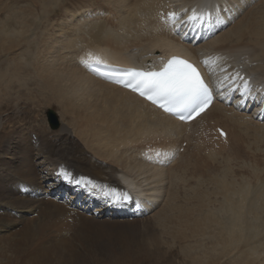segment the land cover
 Here are the masks:
<instances>
[{
  "label": "bare ground",
  "instance_id": "6f19581e",
  "mask_svg": "<svg viewBox=\"0 0 264 264\" xmlns=\"http://www.w3.org/2000/svg\"><path fill=\"white\" fill-rule=\"evenodd\" d=\"M23 1L26 0H0V16L4 15L0 17V54L5 55V60L0 62V85L8 87L13 82H18L19 86L28 89L32 85L34 89L31 88V93L28 94L46 97L47 100L42 101L45 105L57 103L61 109V117L67 119V126L74 127L85 147L73 139L66 126L58 131L45 128L37 134L36 157H45V160L53 158L51 161L57 165L51 168L59 173L57 179H54L55 184L49 186V191L58 194L65 192L59 190L64 184L67 185L64 187L67 190L71 188L67 202L69 205H63L58 201L42 200L36 193L42 188L28 152L33 148L32 135H29V143L22 146L21 141L24 142L25 139L20 140V136L11 134V149L14 150L10 153V159L14 162L2 163L4 168L0 172L2 180H10L11 186L6 188L0 183V202L5 209L9 205L16 211L20 210V213L11 212L9 218L0 215L1 230L8 227V221L14 220L20 224L28 220L22 228L26 239L40 240L43 238V227L52 224L44 221L42 224L41 217L45 220L47 216L59 214L58 220H63H60L62 227V224L67 223V215H73L76 217V222L73 223L76 225L73 226L82 231L88 228L89 222L100 219L108 223L109 220L126 216V210H129L125 208L127 202L116 198L124 192V187L117 178L118 166L123 179L129 184L132 180L127 178V174L134 169L138 171L135 176L139 179L147 170L151 172H147L149 175L145 179H153L155 190L152 195L155 198L149 197L148 200L145 195L142 198L143 202L148 203H144V207L153 213L142 223H146L145 228L150 234L152 230L161 228L164 235L171 237L176 244L174 254H180L181 259H184L182 261L187 258L186 264H264V177L253 171L251 177L257 182H240L234 176L231 178V174H235L237 169L229 163L217 162L222 151L218 152L209 145V141H214L209 135L215 132L216 140L224 152L227 149L231 151L234 148L232 144L237 143L240 136L247 135L248 132H251L250 135L256 134L257 129H264V122L259 125L257 122L260 120L253 118L252 114L247 115L227 107L217 98L194 121L182 122L128 89L105 81L81 62L88 52H92L110 63L154 69L162 66L169 57L182 55L199 66L206 80L210 81L208 72L197 58L202 55L203 48L248 47V52L243 51L229 62L237 65L235 70L244 79L242 73L250 76L254 72L257 81L264 82V18L260 20L254 16H245L251 0H236V11L232 9L234 15L229 23L198 47L183 40L182 35L186 32V26L196 30V25L205 24L194 23L188 17L193 12L202 13L206 0H192L191 6L184 11L187 16L183 19L182 26L178 27L180 31L174 24L165 23L160 18L161 14L167 15L172 11L178 13L177 20H180L181 8L173 4L176 0H104L109 6L115 4L120 7L117 10L120 13L116 14L115 11L111 14V8L81 6L70 12L71 18L63 22L59 21L61 15L57 17L64 5L62 0H31L36 3V10L26 4L24 7L17 6ZM14 5L17 6L16 9ZM254 7L248 9L249 12ZM219 9L221 8L217 5L216 12L207 21L209 28L211 25L218 26L222 19L225 20L227 13L216 15ZM93 11L100 18L94 17ZM205 13L210 12L206 9ZM73 18L76 20H72ZM177 20L175 23H178ZM57 24L60 26L56 27ZM226 26H229L227 30ZM63 27H68L66 29L69 30L67 34L64 33L66 35L63 42L54 47L52 41L61 36L58 37L56 33L63 34ZM247 60L254 62L250 69L249 66L245 67ZM2 63L6 66L1 65ZM227 82L228 79L223 80V83ZM21 87L19 92H25ZM252 90H256V86ZM29 98L31 99L30 96ZM218 126L227 130L225 138H221L216 132ZM183 140L190 142L191 146L186 151L181 150L175 158L181 145L179 143ZM18 142L20 145L16 151ZM146 156H152L154 162L147 161ZM168 159L173 160L172 165L162 166L159 160ZM64 173L69 178H65ZM22 178L24 181L19 182ZM16 179L21 186L18 191L12 185L16 183ZM49 179L42 181L45 184ZM164 183L167 186H163ZM179 184L181 188H178ZM140 191L145 193L146 189ZM161 193L165 195L164 198ZM161 197L164 199L161 201L163 205L157 208ZM37 205L40 212L35 214V218L24 215V211L32 213ZM80 206L83 213H73L72 209H80ZM144 210L146 209L139 207L137 211L143 215ZM130 212L134 210L130 208ZM145 216L147 215L142 218ZM56 227L59 228L57 224ZM10 238L3 237L0 241ZM67 245V242H60L46 252L55 256L57 252L64 250L72 255L73 251ZM206 246H210V250ZM202 247L206 249L199 253L198 249ZM163 253L168 259L172 251Z\"/></svg>",
  "mask_w": 264,
  "mask_h": 264
},
{
  "label": "rangeland",
  "instance_id": "374dc122",
  "mask_svg": "<svg viewBox=\"0 0 264 264\" xmlns=\"http://www.w3.org/2000/svg\"><path fill=\"white\" fill-rule=\"evenodd\" d=\"M229 1H231V0H226V4H228ZM234 1H236V0H234ZM254 1L255 0H251L250 2H248V7H247L248 9H250L252 6L253 7L255 6V7L253 9H251L252 11L250 10L251 12H249V10L247 9L245 16L246 17H253L254 16L255 18L261 20L262 18H264V6H263L264 0H256L255 3H254ZM27 2L28 3L30 2V3L28 4ZM103 2H104V0H96V1L95 0H93V1L92 0H86V1L85 0H82V1L81 0H76V1L75 0H65V1L62 0V3L64 4V5H62L63 10L60 9V12L57 13V17H59L61 15L60 16L61 18H59V21L62 20V22H63L65 20H68V18L69 19L71 18L70 12H72L74 9H79L78 7H81V6L92 7V5L98 6V8L101 7V9L102 8L103 9L111 8V12H110L111 14L113 12L115 13V11H116V14H117V12H118V14L120 13L119 11H117L120 8L117 5L111 4L112 6H109L108 4H106L105 2L103 3ZM176 3H178V4H176ZM191 3H192V0H189V1L188 0H176L175 2H173V4L177 8H181V10H184V11L191 6ZM25 4L34 10L37 9L36 3L32 2L31 0L30 1L26 0V1L20 2L19 4H17V6L24 7ZM17 6L14 5V8L16 9ZM258 7L260 10H258ZM255 8H256V10H255ZM235 11H236V9H235ZM248 12H249L250 16L247 14ZM93 13H96V12L93 11ZM185 14H186V12H185ZM179 15L181 16V18L184 17V12L181 11L179 13ZM216 15H217V13H216ZM1 16H4V15H1ZM115 16L116 15H114L113 17L115 18ZM186 16H187V14H186ZM186 16H185V18H186ZM94 17H99L98 13H96V15ZM185 18H183V19H185ZM72 20H76V19L73 18ZM177 22L179 23L180 20H177ZM171 25H172V23H171ZM59 26L57 24L56 27H59ZM66 28H68V27H65V28L63 27V29L65 30V32H64V30L62 31L63 34H61V33L57 34L56 33V35H58V37H59V35H61V36L59 38L53 39L52 42L55 45L54 47H57L58 43H61V41L63 42L64 36L67 34L66 32H68V30H69ZM226 28L228 29L229 26H226L225 29ZM177 29L179 30V28H177ZM225 29H223V30L225 31ZM64 33H66V34H64ZM203 43L204 42L199 43L197 45V47ZM214 48H215V46L210 47L209 49H207V51H212ZM247 48L248 47H241V48L238 47V48H234V49L224 48L222 50L227 52V53H225L226 59L228 58L227 57L228 54L229 55L231 54L230 57L228 58L229 60H231L234 56L241 55L243 53V51L248 52L249 50ZM136 50L137 49H135V51ZM202 50H201V53L203 55L205 48H203ZM0 55H1L0 56V62H2L5 60V59L3 60V58H5V55H3V54H0ZM239 60H242V57H239ZM247 62L248 63L246 64L245 67L248 68V66H249V69L251 68V66L253 67L254 62H252V60H247ZM227 64H228V62H227ZM227 64H225V65L227 66ZM1 65L6 66V64H4V63H2ZM259 71L260 70H258L257 73H259ZM253 74H254V77L256 79V76H255L256 73L253 72ZM209 78L211 79L210 75H209ZM222 78H225V76H222ZM20 87L21 86H19L18 82H13L8 87H5L4 85H0V172L4 168L1 166L2 163L4 165V164H8V163L13 164V162H14L13 159H10L11 158L10 153L12 150H14L13 148L11 149V146H12L11 145L12 143L10 140L12 138L11 134L15 133L14 135H18L17 137L20 136L19 137L20 140H22L23 138L25 139L24 142H23V140L21 141L22 146L29 143V141H30L29 135H32L33 138L31 139V142L33 144V148H31L28 152H29V154H31L30 158L32 159L34 168L36 169L37 174H38L37 180L39 181V183H41L40 186L42 188L41 190H37L36 193H38V195L42 198V200L43 199L44 200H53V201L57 202V200L59 199L57 203L63 202L61 204L69 205L68 203L65 204L66 202H68L67 197H70L69 196L70 194L68 193V191H66L64 196L61 193L60 194L52 193L53 195H55V199H54V197H52L53 195L51 196L52 198L48 197V196L45 197L47 195L46 191L50 190L49 186H52L55 183V181H53V180L49 181L48 180L49 181V182L47 181L48 184L47 183L44 184V182L42 180L46 181L47 178H54L59 173L58 172L55 173L52 170V168L56 167V165H57L56 162L51 161L53 158L49 159V160H45L46 159L45 157L44 158L43 157L42 158L36 157V155H35L36 150L35 149L37 148V146L35 148V142H36V139L38 137L37 134L39 133L40 130H44L45 128L47 130H50V131H58L62 126H66V128L69 129L70 133H72L71 136L73 137V139L78 140L77 143L80 146H83V147H85V146L83 143L80 142L79 137L77 136L76 132L74 131L75 130L74 127L71 125L67 126V124H68L67 119L64 117H61V114H60L61 109L59 108V105L57 103H55V102L51 103L50 102V104L45 105V104H43L42 101L47 100L46 97H43V96L35 97L34 93L31 95L28 94V93H31L29 91L31 88L34 89L32 85L30 86L31 88H29V89L26 88L25 86L21 87L23 90H25V92H23V91L19 92ZM29 96L31 97V99L29 98ZM48 108L52 109L55 112V114L57 115L58 122H57L56 126L55 125L52 126L46 118V111ZM241 111L243 113H246L247 115L252 114V113H250V111L249 112L243 111L242 109H241ZM260 122H257V123L259 125H261L262 122H264V120H260ZM257 130L258 131L256 134L252 133V135H250L251 132H248L247 135H242V137L240 136L238 142L232 144V146H234V148L231 149V151L230 150L228 151V149H227V150H225V152H224V149H222L223 147H221L220 143H218V141L216 140V137L214 138L213 134L211 135L212 137H210V138H212L211 140H214V141L213 142L209 141L210 142L209 145H211L213 148H215L216 151H218V152L222 151V153H220L221 156L219 155L217 162H220L221 164L229 163L234 169H237L235 174L234 173L231 174V178L234 176L233 178L238 180V181L240 180V182L248 180L250 183H253L254 181H256L254 178L251 177V175L253 174V171H255V173H257L258 176L261 174V177H264V175H263L264 174V140H263L264 139V129H257ZM34 133H35V135H33ZM251 136H254V137L252 138ZM258 136L261 138H259ZM222 140L226 141V139H222ZM256 141H258V142H256ZM146 143H147V141L144 142V144H146ZM180 144H181V146H180L178 153L179 152L181 153V150L186 151L185 149H187L188 147L191 146L190 142H187V140H183L182 143H179V145ZM19 145H20V143L18 142V144L16 145L17 146L16 151L19 148ZM261 145H263V146H261ZM217 148H219V149H217ZM135 149H138V148H135ZM227 152H228V154H227ZM178 153H177V155H178ZM222 154H224V155H222ZM177 155H175V158L178 157ZM168 162H169V160L161 163V165L165 166V167L171 166L172 161L170 162L171 164ZM214 162H212V164H215L217 166L218 164L214 163ZM103 163H105L104 160H103ZM166 163H168V164H166ZM116 170H117L118 174L120 173L119 174V176H120L121 175L120 167L117 166ZM146 170H147V168H146ZM147 172L149 174H151V172L147 170L145 173H142V177L140 176L141 177L140 179H139V177L137 178V176H135L138 173V171H136V169H134L131 173H128L127 176L130 177V179L132 180V183H135V184L137 183L136 184L137 186L135 185L136 189H140V190L146 189V191H144L145 193L142 192V194H145L144 197L145 198L147 197V199L149 200L150 199L149 197H151V198L154 197V195H152V191L155 190V189L153 190V186H155V185H153L154 184V182L152 181L153 179H151V178H149L150 180L145 179L146 175H149V174H147ZM143 174H145V175H143ZM55 178L57 179V177H55ZM2 179H3V177L0 176L1 185L6 187V188H9L11 186L10 180L4 181ZM22 181H24L23 178L19 179V182H22ZM19 182L16 179V183L12 184V185L16 186L15 189L17 191H18V187H21V186H19ZM150 183H152V184H150ZM146 184L148 186H146ZM25 186H28V185H25ZM163 186H167V184L164 183ZM28 187H32V186H28ZM178 188H181V184L178 185ZM56 194H58V195H56ZM164 197H165V195H163V198ZM163 198L161 197L159 199L160 202H158V203L160 205H158L157 208H160L163 205V202H161V201H164ZM59 201H61V202H59ZM144 203L148 204L147 202H143V206L145 205ZM6 206L8 207V209H5L6 207L2 204V202H0V215L2 217L9 218L12 213L13 214L20 213V210H17L18 211L17 212L13 207H11L9 205H6ZM39 208L40 207L37 205L34 207V210L32 213H28L29 211H24L23 213H24V215L26 214V217L35 218L36 217L35 214L40 212ZM79 208L80 209H76V207L73 208L72 209L73 213H75V212L76 213H81V212L83 213L81 206ZM152 213H153V211L146 213L147 216H145L144 218H142L143 216L141 218L140 217L138 218L136 216L127 215V216L119 217L118 220H116V219L111 220V221L109 220L108 223L105 220L99 219L96 221L94 219L95 222H89L88 228H86L85 230H82V231H81V228L79 230H77L76 227H74L76 224L74 225L73 223L76 222V220H75L76 217H74L73 215H71V216L67 215L68 218L67 217L66 218L68 221L67 220H65V221L67 222L66 224L69 223L70 225L64 224V225H66V227L64 228L63 224H62V227L60 226L61 225L60 220H62V219L58 220L59 214H53V216L52 215L47 216L48 219L46 217L45 220L43 217L40 218L41 223L43 221L46 223H52V224H48V225L43 227L44 232H42V231L41 232H42L44 239L42 238L40 240H38L37 238H35L37 240L26 239V237H25L26 234L22 231V228L24 227L23 226L24 223L27 222L28 220H26L24 222H20V224H19V222L15 223L14 220L11 222L8 221L9 223L6 222V226H8L6 228L7 230L4 228H2V230H1V228H0V239L3 237H7V236L11 237L9 240H1L0 241V264H38V263H40V264H169V263L170 264H173V263L174 264H183V263L186 264L185 263L186 261L188 263L187 258L185 261H182L184 259H181L180 254L179 255L174 254L175 253L174 249L176 247V244L172 240L171 237L164 235V233H162L161 228H156L155 230H152L151 234L146 230V228H145L146 223H142V222L147 220L149 216H152ZM128 214H130V208L128 210ZM87 216L92 217L89 214H87ZM106 220H108V219H106ZM54 221L55 222L58 221L59 224H58V222L55 223ZM44 222L42 224H44ZM56 224L62 230L57 228ZM44 233H46V234L44 235ZM74 233H75V235H74ZM58 240H60V241L58 242ZM49 241H50V243H49ZM60 242H67L69 244L67 246H69L72 249V251H73L72 255L70 252L64 251V250L57 252L55 256L49 255L50 253L46 252V250H48L49 248H52L53 245L55 246L56 244H58ZM31 244H34L35 246H32ZM209 244H212V243H209ZM213 244H215V242ZM206 247L210 250V246H206ZM206 247H202L200 250L198 249V252L202 253V251H203L202 249L205 250ZM59 248H60V246L57 247V249H59ZM36 251H38V252H36ZM164 251H168V252L172 251V253H170L168 255L169 260L166 259V257H164L165 256V254L163 253ZM194 254H196V253H191V255H194ZM42 257H44V258H42ZM179 258L181 261L179 260ZM38 259H39V262H37Z\"/></svg>",
  "mask_w": 264,
  "mask_h": 264
},
{
  "label": "snow or ice",
  "instance_id": "6c2138e0",
  "mask_svg": "<svg viewBox=\"0 0 264 264\" xmlns=\"http://www.w3.org/2000/svg\"><path fill=\"white\" fill-rule=\"evenodd\" d=\"M160 18L165 23L175 24L178 13L168 12L167 15L161 14ZM188 19L206 22L210 19V13L197 14L193 12ZM219 59L220 57L208 58L202 63L211 69ZM81 62L97 75L131 88L141 96H145L148 100L158 104L165 111L179 114L181 119L186 118L184 114H187L188 118L193 114L198 115L211 103V91L199 70L192 63L179 57H172L159 70L148 71L108 65L99 55L92 52H88L81 59ZM221 71L224 70L221 69ZM225 79L231 80L233 83L237 79L243 81L242 87L238 85L233 89V91L240 92L242 97L240 103L243 104L250 95L248 81L241 77L238 72L235 76H226ZM223 134L221 132V135ZM64 175L65 178H69L67 173ZM116 198L117 200L121 198L130 199L124 193L117 195Z\"/></svg>",
  "mask_w": 264,
  "mask_h": 264
},
{
  "label": "water",
  "instance_id": "95a60500",
  "mask_svg": "<svg viewBox=\"0 0 264 264\" xmlns=\"http://www.w3.org/2000/svg\"><path fill=\"white\" fill-rule=\"evenodd\" d=\"M47 117L51 125H56L57 124V115L52 109H48L47 111Z\"/></svg>",
  "mask_w": 264,
  "mask_h": 264
}]
</instances>
